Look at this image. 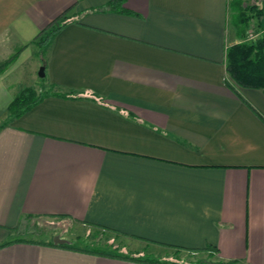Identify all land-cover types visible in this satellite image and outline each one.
I'll return each mask as SVG.
<instances>
[{
	"label": "crops",
	"instance_id": "0c3cea01",
	"mask_svg": "<svg viewBox=\"0 0 264 264\" xmlns=\"http://www.w3.org/2000/svg\"><path fill=\"white\" fill-rule=\"evenodd\" d=\"M110 1L0 0V264L184 263L207 245L264 264V95L227 76L244 40L229 0ZM25 64L46 96L11 119Z\"/></svg>",
	"mask_w": 264,
	"mask_h": 264
},
{
	"label": "trees",
	"instance_id": "16d2710c",
	"mask_svg": "<svg viewBox=\"0 0 264 264\" xmlns=\"http://www.w3.org/2000/svg\"><path fill=\"white\" fill-rule=\"evenodd\" d=\"M124 0H111L105 6L100 8L101 11H113L116 7L123 5ZM231 22L237 29L240 38L246 35V29L249 21L252 19L263 21L258 22V27L264 28V8L258 9L256 6L242 8V1L231 0L228 3ZM249 14V15H248ZM252 18V19H251ZM68 24L65 17L51 29H48L39 38L38 44H46L50 41L62 28ZM10 60L0 64V71L3 70ZM225 70L227 76L240 88L260 90L264 95V31L262 34L252 42H238L225 51ZM45 95H39L33 88H24L21 90L7 108L8 117L16 119L30 110L38 102H40ZM64 97V95H63ZM21 242V241H19ZM26 242V241H22ZM12 242H5L0 244V248L11 244ZM51 245H55L51 243ZM176 251L182 249L175 248ZM191 254H207L212 257L216 250L211 246H205L203 249L187 250ZM115 258H121L133 262L143 264H193L191 262L177 263L167 262L148 257H121L114 255ZM194 264H206L203 261H198ZM214 264H233L215 262Z\"/></svg>",
	"mask_w": 264,
	"mask_h": 264
},
{
	"label": "rangeland",
	"instance_id": "374dc122",
	"mask_svg": "<svg viewBox=\"0 0 264 264\" xmlns=\"http://www.w3.org/2000/svg\"><path fill=\"white\" fill-rule=\"evenodd\" d=\"M230 1L231 0H229V2ZM240 1H242V8H245V7L247 8V7L251 6V0H240ZM229 20H231L230 12H229ZM253 20H255V19H252L251 21H249L246 32L252 27V21ZM245 37H246V35L244 36L243 39H245ZM242 42H244V41L242 40ZM39 57H40V55H39ZM41 67L42 66H39L36 68L34 66H31L30 64H28V65L25 64L21 70H18L16 72L17 76L23 75V78H22L23 80L21 81L22 86L38 89L41 85V82L43 81V78L39 77V72H40ZM31 69L34 71L32 72ZM33 74H34V78L32 77V79H31L30 76ZM29 226H30L31 230L34 232V234H35V232H37L36 230H39L40 233L44 232V233H42V236H45L46 234H50L53 231H58L59 229L60 230L66 229V225H64L58 221H46V222L42 221V222L37 223V224H30ZM38 236H40V234L33 235V237L37 238L38 240H43L45 238V237L44 238L43 237L38 238ZM46 236H50V235H46ZM107 250H109V248ZM185 258H186V261H184V262L188 261V262H191L193 264L197 263L198 261H203L206 264H214L216 262V259L214 256L209 257L205 253H203V254H198V253L188 254Z\"/></svg>",
	"mask_w": 264,
	"mask_h": 264
},
{
	"label": "built area",
	"instance_id": "2783aa9c",
	"mask_svg": "<svg viewBox=\"0 0 264 264\" xmlns=\"http://www.w3.org/2000/svg\"><path fill=\"white\" fill-rule=\"evenodd\" d=\"M251 6H256L258 9L264 8V0H251ZM257 21L261 22V21H263V19L261 18V19L252 21V27L246 32V37L243 40L244 42L254 41L264 31V28L258 27Z\"/></svg>",
	"mask_w": 264,
	"mask_h": 264
},
{
	"label": "water",
	"instance_id": "95a60500",
	"mask_svg": "<svg viewBox=\"0 0 264 264\" xmlns=\"http://www.w3.org/2000/svg\"><path fill=\"white\" fill-rule=\"evenodd\" d=\"M39 77H41V78L44 77V67L43 66L40 68ZM53 242L56 244V243H63L64 241H62L58 238H54Z\"/></svg>",
	"mask_w": 264,
	"mask_h": 264
}]
</instances>
